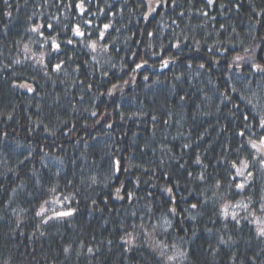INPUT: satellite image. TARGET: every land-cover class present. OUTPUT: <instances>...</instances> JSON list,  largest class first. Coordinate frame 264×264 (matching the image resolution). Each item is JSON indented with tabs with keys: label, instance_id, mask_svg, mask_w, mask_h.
Masks as SVG:
<instances>
[{
	"label": "trees",
	"instance_id": "trees-1",
	"mask_svg": "<svg viewBox=\"0 0 264 264\" xmlns=\"http://www.w3.org/2000/svg\"><path fill=\"white\" fill-rule=\"evenodd\" d=\"M261 120L264 0H0V264H264Z\"/></svg>",
	"mask_w": 264,
	"mask_h": 264
},
{
	"label": "snow or ice",
	"instance_id": "snow-or-ice-1",
	"mask_svg": "<svg viewBox=\"0 0 264 264\" xmlns=\"http://www.w3.org/2000/svg\"><path fill=\"white\" fill-rule=\"evenodd\" d=\"M211 2H212V0H209V3H211ZM78 7L81 8V11H83L82 6L78 5ZM49 27H51V25H49ZM107 27H108V25H105V28H107ZM38 28H39V26H37V28H34L33 31H37ZM75 31H76V34H78V35H83V33H81V32L79 31V28H77ZM52 43H53V47H55V48H58V47H59V45L56 44L55 41H53ZM93 46H94V45H93ZM237 59H240V58L237 57ZM59 67H60L59 65H56V68H57V69H59ZM137 67H140V65H137ZM254 67L259 68L260 66L257 65V66H254ZM21 87H26V85H21ZM28 91H32V89L29 87V88H28ZM260 126H261V128H264V120H261ZM241 135H243V133H241ZM252 147H253V148H257L258 145H257L256 143H252ZM259 147H260V148H264V139H261V140H260ZM243 167H247V163H246V162L243 163ZM237 173H238V174H241V175L243 174V173L241 172L240 169H237ZM237 187H238V188H243L244 185H243V184H239V185H237ZM118 191H119V190H118ZM192 207L195 208L196 205H192ZM41 211H43V209H42ZM71 214H72L71 212H58V213H55V215L58 216V217L68 216V215H71ZM224 215H225V216L229 215L228 210H227V207H225V209H224ZM231 215H232L233 218L235 219V215H236V214H235V213H232ZM259 232H260L261 235H264V227H261V228L259 229Z\"/></svg>",
	"mask_w": 264,
	"mask_h": 264
},
{
	"label": "rangeland",
	"instance_id": "rangeland-1",
	"mask_svg": "<svg viewBox=\"0 0 264 264\" xmlns=\"http://www.w3.org/2000/svg\"><path fill=\"white\" fill-rule=\"evenodd\" d=\"M55 206H56V205H55ZM56 207H59V206H56ZM261 224H262V225L260 226V228H261V227H264V218L261 220Z\"/></svg>",
	"mask_w": 264,
	"mask_h": 264
}]
</instances>
